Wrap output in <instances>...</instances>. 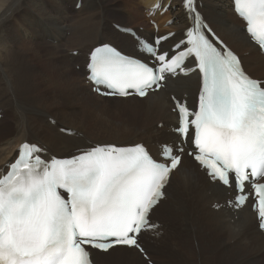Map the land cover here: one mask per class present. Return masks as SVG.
<instances>
[{
    "label": "bare ground",
    "instance_id": "bare-ground-1",
    "mask_svg": "<svg viewBox=\"0 0 264 264\" xmlns=\"http://www.w3.org/2000/svg\"><path fill=\"white\" fill-rule=\"evenodd\" d=\"M77 1L0 0V114L11 116L9 131L0 127V134L6 135L0 138V169L28 140L42 145L47 156L56 157H67L89 143H143L158 154L162 143L179 141L171 128L178 118L171 111L170 95L195 102L196 72L168 77L163 88L141 99L105 98L92 92L85 65L89 50L104 42L127 54L142 55L135 45L140 37L174 31L162 46L179 40L189 24L182 0H124V6L118 0H79L75 9ZM196 6L225 46L241 57L244 70L264 79V54L249 41L232 0H196ZM125 20L128 23L120 22ZM117 25L134 28V34L121 32ZM76 105L80 107L74 110ZM164 193L150 215L158 227L153 235L140 233L149 260L155 264H264V233L250 204L238 209L228 205L232 188L208 180L185 154L171 172ZM92 261L147 264L135 248L123 246L104 253L92 251Z\"/></svg>",
    "mask_w": 264,
    "mask_h": 264
},
{
    "label": "snow or ice",
    "instance_id": "snow-or-ice-1",
    "mask_svg": "<svg viewBox=\"0 0 264 264\" xmlns=\"http://www.w3.org/2000/svg\"><path fill=\"white\" fill-rule=\"evenodd\" d=\"M183 5L193 24L172 51L161 45L174 33L154 42L135 41L140 53L158 64L109 44L95 48L88 63L96 90L103 86L109 91L102 94L122 97L146 96L162 87L166 74L198 71L195 110L173 97L179 144L162 145L165 162L153 159L142 144L96 145L50 161L41 158L37 145L21 144L18 157L0 175V264H92L86 245L103 252L118 245L143 251L138 236L155 227L149 214L164 197L189 135L194 147L187 154L212 181L234 187L237 207L249 199L245 185L251 184L252 207L264 230V183L257 182L264 179V82L243 71L238 57L203 22L195 0ZM234 6L252 42L264 50V0H234ZM189 59L194 67L187 66Z\"/></svg>",
    "mask_w": 264,
    "mask_h": 264
},
{
    "label": "rangeland",
    "instance_id": "rangeland-1",
    "mask_svg": "<svg viewBox=\"0 0 264 264\" xmlns=\"http://www.w3.org/2000/svg\"><path fill=\"white\" fill-rule=\"evenodd\" d=\"M118 2H119V4L120 5H122V6H124L125 4H126V1H124V0H118ZM77 6V2H76V4H75V6H74V8ZM76 9V8H75ZM167 9V8H166ZM120 14V16H122L121 15V13H119ZM120 22H122V24H125L126 22H127V20H125V22L124 21H120ZM128 23V22H127ZM112 24V23H111ZM129 24H131L132 26H133V24L132 23H129ZM147 24H148V26L150 27V28H152V26H150V22H148L147 21ZM153 29V28H152ZM65 34V33H64ZM93 92V91H92ZM79 105H76V107H74L75 109L74 110H77V109H79ZM52 114L50 113L49 114V116H51ZM53 116V115H52ZM4 115L0 118V119H2V122H0V127H1V129H3V130H5V131H9V124H10V122H11V116L10 117H8V116H5L4 118ZM54 117V116H53ZM55 118L57 119L58 117H56L55 116ZM139 121L140 120H142V117H141V115H139ZM10 121V122H9ZM5 124V125H4ZM173 125H175V124H173ZM3 126V127H2ZM161 126H162V124H160L159 123V125H158V127L159 128H161ZM81 131V130H80ZM81 132H83V131H81ZM84 133V132H83ZM85 134V133H84ZM87 134V133H86ZM4 136H6V135H1L0 134V138H3ZM89 136V135H88ZM11 137V136H10ZM4 140H6V139H4ZM29 141V140H28ZM164 142V141H163ZM89 144H92V143H89ZM73 152V151H72ZM154 262V261H153ZM154 264H155V262H154Z\"/></svg>",
    "mask_w": 264,
    "mask_h": 264
}]
</instances>
